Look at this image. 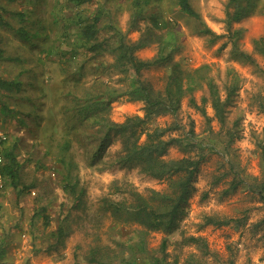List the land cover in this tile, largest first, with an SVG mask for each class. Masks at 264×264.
<instances>
[{"label":"rangeland","instance_id":"obj_1","mask_svg":"<svg viewBox=\"0 0 264 264\" xmlns=\"http://www.w3.org/2000/svg\"><path fill=\"white\" fill-rule=\"evenodd\" d=\"M191 1L206 24L225 37L212 42L199 34L194 20L180 11L178 0H92L83 4L76 0H0V77L15 83L13 90L1 92L0 130L8 135L4 150L14 149L18 157L22 187H28L19 197L9 181L0 187V236H7L0 264H92L87 260L92 247L114 246L133 238L141 228L116 221L103 209L105 198H118L125 184L145 195L151 190H169V177H154L138 164L118 163L119 138L94 158L100 141L90 135L94 119L80 124L73 111L78 98L90 92L108 102L102 115L114 122L144 116V102L127 96L111 99L107 93V88L125 90L130 84L126 73L114 67L119 30L130 42H147L136 51L143 60L154 59L163 47L165 54L172 52L170 63L180 62L186 71L210 66L222 98L233 77L239 78L224 124L210 102L205 103L204 114L191 103V95L183 99L176 116H160L153 122L162 127L178 122L182 129L171 132L177 136L193 123L205 146V159L186 215L180 219V232L204 238L209 251L204 253L195 243L175 245L172 240L182 238L175 233L168 247L169 260L177 258V264H264V200L254 188L264 179V56L254 48V40L264 36V0H257L251 15L233 23L234 30L243 29L240 45L256 63L232 55L227 13L234 8L228 7L229 0ZM96 13L101 16L98 38L108 39L98 54L80 46L77 38L78 18ZM170 63L151 66L142 78L156 91H163L172 71ZM65 78L71 82L69 88L64 86ZM206 92V87L194 92L198 105L203 106ZM229 129L239 137H234L228 153L220 141L228 140ZM208 134L211 142L204 140ZM188 155L173 146L166 158ZM62 157L75 163L72 173L78 193L83 192L80 199L64 189ZM232 182L239 184L234 187ZM125 197L123 193L120 198ZM42 209L47 220L42 215L34 218ZM223 220L230 223H218ZM61 225L65 233L58 241ZM165 236L163 231L148 232L147 246L157 250ZM132 244L135 251H141L137 239ZM138 264L150 263L141 259Z\"/></svg>","mask_w":264,"mask_h":264},{"label":"trees","instance_id":"obj_2","mask_svg":"<svg viewBox=\"0 0 264 264\" xmlns=\"http://www.w3.org/2000/svg\"><path fill=\"white\" fill-rule=\"evenodd\" d=\"M92 0H76L77 4L89 3ZM177 5L180 11L193 19L196 30L201 35L209 36L212 42H216L226 35H219L214 32L203 20L200 13L194 8L191 0H178ZM257 0H229L228 7H233L234 11H228V38L232 47V55L239 60L256 63L255 57L242 49L240 39L243 36V29H233V23L239 22L243 18L251 15L255 11ZM40 19H36L39 22ZM79 33L77 35L80 46L85 47L94 54L102 51L108 43V39L99 40V26L101 22L100 13L91 15V17H79ZM24 28L21 26L18 31ZM117 44L114 51L117 53L114 67L122 73H126V78L130 80L128 89L120 90L117 87L107 88V93L111 99L127 96L130 100L144 102V116H130L124 122H114L107 116L102 115V110L107 105V101L102 98H94L92 93H88L78 98L73 111L80 120V124L86 121H93L92 133L94 137H99L100 141L93 157H100L104 150L107 149L113 140L119 138L122 142V150L118 157V163L121 165L138 164L142 171L154 177H169L170 184L168 191L151 190L148 194L138 192L130 184H125L124 189H119L118 198H105L103 201V209L110 213L111 216L123 224H138L140 229H136V235L133 238L122 239L114 243V246L97 245L91 248L87 260L92 264H138L141 259H147L150 264H177L178 259L170 261V253L168 252L171 243V235L180 233L181 240H172L177 246L197 244L204 253L209 251L206 240L202 237L186 236L183 231L180 232V219L186 215L188 199L195 190L194 184L200 170L201 163L205 159L203 154L204 141L200 140V136L195 132L194 124L190 128L182 131L177 135L172 131L182 129L178 122L162 127L155 125L153 122L160 116H176L180 110L181 103L187 95H191V103L196 108L206 114L205 103L210 102L215 110L216 118L225 123L227 117V105L231 101L232 95L239 88V78L234 76L232 82L226 86V97L222 98L221 89L216 78L211 73V67L204 65L200 68L192 70H184L180 62H172V52L165 54L162 47L157 57L152 60H143L136 55V51L144 47L147 42L140 39L138 42H130L120 30L117 32ZM72 42H74L72 40ZM168 45V44H167ZM227 42L221 46L224 49ZM75 47V45H73ZM255 50L264 56V36L254 40ZM74 51L75 48H72ZM71 49L69 50V52ZM3 50L0 48V58ZM171 64L172 71L168 77L165 89L156 91L153 86L142 78V72L154 65ZM231 70L228 74H231ZM71 82L65 78L64 86L70 87ZM207 88L206 94L202 97L203 106L197 104L193 94L198 89ZM15 88V83L0 77V101L2 91H11ZM110 102V100H109ZM264 110V102L262 103ZM210 121L211 118H208ZM92 125V124H91ZM210 134L213 131L210 130ZM208 134L207 140L211 142L212 138ZM228 140L221 139V143L229 153L231 143L234 137H239L238 132L229 129L227 132ZM145 137V138H144ZM144 138V140H142ZM69 146V144H68ZM173 146L190 154L183 158H166L169 149ZM67 146H64L66 148ZM193 154H195L193 156ZM4 163L2 165L3 182L9 181L12 188L17 191L18 197L22 196L28 187H22L20 166L18 157L14 149L4 150ZM230 161V160H229ZM64 167L63 180L65 182L64 189L75 200L80 199L83 192L78 193L77 181L72 173L75 163L72 159L67 160L61 158ZM231 167L234 164L230 162ZM264 165V163H263ZM235 181V180H234ZM240 182V181H239ZM238 183L232 182L234 187ZM261 198L264 200V179L261 183L254 186ZM125 198H120L122 194ZM42 215L44 219H48L45 209L35 214L34 218ZM218 223H230L229 220L218 221ZM150 231H163L166 236L163 238L160 247L152 250L147 246L146 235ZM65 232L63 225L57 232L58 241L61 240ZM0 236V259L4 260V252L6 248V238ZM2 239V241H1ZM137 239L141 251L134 250V240Z\"/></svg>","mask_w":264,"mask_h":264},{"label":"built area","instance_id":"obj_3","mask_svg":"<svg viewBox=\"0 0 264 264\" xmlns=\"http://www.w3.org/2000/svg\"><path fill=\"white\" fill-rule=\"evenodd\" d=\"M8 141V135L3 130H0V187L3 185V176H2V165L4 163V146Z\"/></svg>","mask_w":264,"mask_h":264}]
</instances>
